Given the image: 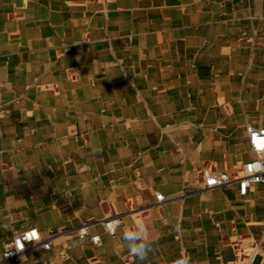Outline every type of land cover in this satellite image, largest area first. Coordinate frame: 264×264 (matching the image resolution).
Wrapping results in <instances>:
<instances>
[{
	"label": "crops",
	"instance_id": "0c3cea01",
	"mask_svg": "<svg viewBox=\"0 0 264 264\" xmlns=\"http://www.w3.org/2000/svg\"><path fill=\"white\" fill-rule=\"evenodd\" d=\"M247 126L264 0H0V253L35 229L51 247L21 264H140L122 233L143 226L144 264H264V185L235 181Z\"/></svg>",
	"mask_w": 264,
	"mask_h": 264
},
{
	"label": "built area",
	"instance_id": "2783aa9c",
	"mask_svg": "<svg viewBox=\"0 0 264 264\" xmlns=\"http://www.w3.org/2000/svg\"><path fill=\"white\" fill-rule=\"evenodd\" d=\"M246 134L249 149L254 154L255 158L244 165L243 176L235 180L240 196H245L251 185H264V129H255L247 126ZM231 183L232 180L226 174H221L219 176L208 175L205 179L207 188L225 187ZM155 199L157 202H161L163 201V195L156 194ZM99 224L105 228L111 237H114L115 229L120 224V220L115 217L101 220ZM77 236L80 240L88 237V225L79 227ZM89 240L92 244L96 245L100 241V237L98 235L89 236ZM37 246H40L43 250H48L51 247V242L42 241L35 229L15 233L10 240L3 244V250L0 253V264H21L23 255ZM175 260H173L171 264H174Z\"/></svg>",
	"mask_w": 264,
	"mask_h": 264
},
{
	"label": "clouds",
	"instance_id": "9594fccd",
	"mask_svg": "<svg viewBox=\"0 0 264 264\" xmlns=\"http://www.w3.org/2000/svg\"><path fill=\"white\" fill-rule=\"evenodd\" d=\"M122 239L126 242L129 253L140 264H144L148 260L149 255L154 251V242L149 239L148 233L143 226L125 227L122 233ZM174 264H191V258L188 255H183L175 260Z\"/></svg>",
	"mask_w": 264,
	"mask_h": 264
}]
</instances>
